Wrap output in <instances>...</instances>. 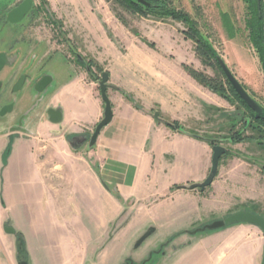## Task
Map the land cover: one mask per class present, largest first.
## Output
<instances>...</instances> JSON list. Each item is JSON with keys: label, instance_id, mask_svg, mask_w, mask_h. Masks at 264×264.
Wrapping results in <instances>:
<instances>
[{"label": "crops", "instance_id": "crops-1", "mask_svg": "<svg viewBox=\"0 0 264 264\" xmlns=\"http://www.w3.org/2000/svg\"><path fill=\"white\" fill-rule=\"evenodd\" d=\"M103 32L89 29L94 41L87 44L67 38L78 55L56 43L0 50L9 59L5 76L24 65L30 85L44 81L34 107L10 115L30 133L0 131V264L21 263L20 238L28 264H263L257 226L189 233L231 213L223 206L211 215L212 205L259 197L256 185L242 189L257 180L224 173L223 159L210 187L189 189L209 176L207 139L223 132L229 114L228 102L185 69L198 71L192 47L151 49L127 31L128 40L115 43ZM104 72L113 119L89 149L104 118ZM122 205H131V215L108 240ZM149 228L153 235L137 246Z\"/></svg>", "mask_w": 264, "mask_h": 264}, {"label": "rangeland", "instance_id": "rangeland-1", "mask_svg": "<svg viewBox=\"0 0 264 264\" xmlns=\"http://www.w3.org/2000/svg\"><path fill=\"white\" fill-rule=\"evenodd\" d=\"M23 1L25 0H0V50L4 43L7 44V48L18 45L26 47L28 44L32 47H44L45 44L56 43L57 47L64 46L71 50V46L75 47L76 43L81 45L94 41V37L89 36L88 31L95 27H101L109 40L115 43L119 40L127 41V38L122 37V33L127 31L132 35V40L146 44L151 49H156L157 43L164 46L178 44L181 49L189 50L192 47L198 71L190 66H184L187 72L196 80L191 71L202 73L212 81H217L231 99L224 98L229 104L228 126L221 133L217 130L218 133L208 139L216 140V144L228 150L222 157L224 173L227 170L237 171L239 176L244 173L245 176L257 180L253 182L254 187L243 182L242 189L244 192L255 191L256 185L259 194L254 202L244 200L243 203L238 202V205H212L211 215L219 213L217 211L223 210V206H228L231 213L220 215L218 219L208 224L225 219L241 210H252L264 216V123L254 122L251 112L234 97L212 55L205 56L199 53L198 43L191 39L188 27L183 22L160 15V8L159 10L155 8L156 5H166L169 9L188 14L196 22V28L209 38L214 51L225 60L239 82L264 108V51L262 52L252 42L253 34L249 28L251 6L247 0H151L153 9L147 14L128 10L119 0H43L45 3L42 0H34L31 12L21 22L15 24L7 22L10 8ZM262 1L264 5V0ZM77 14L82 16L76 19ZM100 32L102 33V30ZM67 38L71 39L74 45ZM34 94L29 87H24L11 96L15 104L11 115L33 108ZM15 124L16 120L10 115L0 118V131L8 133L9 127ZM239 134L248 140L237 142ZM9 149L7 148L5 152L7 156L10 154ZM238 190H241L240 187ZM122 206L124 210L113 224L108 240L127 223L131 215V205ZM212 232L215 231L197 234ZM147 233L148 239L153 235L154 229L149 228L144 235ZM147 263L148 261L142 264Z\"/></svg>", "mask_w": 264, "mask_h": 264}, {"label": "water", "instance_id": "water-1", "mask_svg": "<svg viewBox=\"0 0 264 264\" xmlns=\"http://www.w3.org/2000/svg\"><path fill=\"white\" fill-rule=\"evenodd\" d=\"M135 1L139 4H141L142 6L146 7V8L152 7V4L147 2L146 0H135ZM33 4H34V0L23 1L19 6H17L11 12L8 13L7 22L14 23V24L21 22L31 12V10L33 8ZM215 57H216L217 63L219 65L220 69L222 70L226 80L231 85V87L234 89V91L239 96V98L255 114V119L259 120L262 117H264V108L255 100V98L253 96H251L249 94V92L245 89V87L239 82V80L235 77L233 72L230 70V68L227 65V63L225 62V60L219 54H216ZM8 63H9V59H8L7 55L0 53V73L8 65ZM23 81H24V77H22V79H21V81H20V83H19V85L15 91H19L22 89ZM49 81H50V79H49ZM108 82H109V75L107 72H104L101 75V79L99 81V87H100L102 99H103L104 104H105L104 118L97 125L93 135L90 138L89 149H92L95 147L101 131L103 130V128H105L107 125H109L113 119L112 105H111V102H110L108 94H107V91L109 89ZM42 83H44V81ZM42 83H40L36 87V90L38 92H41L40 88L43 85ZM0 90H1V82H0ZM14 106H15L14 103H12L10 105L3 107L0 110V117H5L7 115L12 114L14 111ZM154 117L156 119L160 120L159 113H157V112L154 113ZM9 132L10 133L22 132L25 134L30 133V131L23 126V119H22V121L19 122V124L17 126L12 127L9 130ZM207 141L213 145L212 168H211L210 174L204 182L191 185L189 187L190 190L200 189L202 192H204L208 187H210L218 175L219 165H220V161H221L222 157L224 155H226V153L228 152V150L225 147L216 144V142H217L216 140L207 139ZM235 224L254 225V226H257L258 228H260L262 230V232L264 233V216L257 214V213H254L253 211H250V210L238 211L236 213L229 215L225 219L216 220L210 224H207L203 228H198V229H196L192 232H189V233L190 234H197L199 232L217 231V230H220V229H223V228L235 225ZM6 231L8 233L14 232L13 229H11V228H7ZM148 236H149V233L144 235L140 239V241L138 242V246H140L147 239ZM20 264H28V263L26 261H23ZM129 264H135V263L130 262ZM263 264H264V260H263Z\"/></svg>", "mask_w": 264, "mask_h": 264}, {"label": "trees", "instance_id": "trees-1", "mask_svg": "<svg viewBox=\"0 0 264 264\" xmlns=\"http://www.w3.org/2000/svg\"><path fill=\"white\" fill-rule=\"evenodd\" d=\"M43 1V0H42ZM149 3H152L151 0H146ZM250 3V10H251V20L249 22V28L252 31V42L257 48H260L262 52L264 51V5L263 1L260 0L261 5L259 7L258 0H247ZM121 5H124L128 10H132L134 12L147 14L153 9V6L150 8H146L141 4L137 3L135 0H119ZM45 3V1H43ZM158 10L160 8V15L168 18H172L175 21L183 22L189 29V35L192 40L198 43V50L199 53L205 56L212 55V57L216 60L215 55L217 54L213 46L209 43V38L205 37L197 28L196 22L186 13L179 12L175 9H169L166 5H156ZM217 62V60H216ZM218 64V63H217ZM191 73L197 78V80L204 85L205 87L209 88L212 92L219 94L223 98L227 100H231L230 97L226 94V90L222 87L221 84H218L217 81H212L202 73H198L196 71H191ZM228 83V81H227ZM229 84V83H228ZM231 92L233 93L234 97L242 103L252 114L254 118V122L257 123H264V117L259 120L255 119V114L250 110V108L239 98L236 94L234 89L231 87ZM169 127L174 129H179L177 123H167ZM248 140L247 137H242L241 134L237 135V142L246 141ZM227 154V153H226ZM18 258L21 262L28 259L25 243L22 238L19 239V249H18Z\"/></svg>", "mask_w": 264, "mask_h": 264}, {"label": "flooded vegetation", "instance_id": "flooded-vegetation-1", "mask_svg": "<svg viewBox=\"0 0 264 264\" xmlns=\"http://www.w3.org/2000/svg\"><path fill=\"white\" fill-rule=\"evenodd\" d=\"M258 5L260 7V5H261L260 0H258ZM63 36H64V38H66L65 35H63ZM5 46H6V48H5ZM28 46H29V44H28ZM71 47H72V49H71L72 52L75 55H78V52H77L76 48L73 47V46H71ZM9 48L10 47L7 48V44H5V43L3 44V48L2 49H7L8 50ZM0 53L3 54V52H0ZM32 58L33 57L30 56L29 59H32ZM6 67L0 73V82H1L0 110L3 107L12 104L13 102L11 100V96H13L15 93H18L19 91L23 90L24 87H29L34 93L37 92L35 85L34 84L30 85L31 83H30L29 75L26 74V73H20V71H24L25 70L26 67L24 65L18 66L16 72L12 71V73L9 76H5ZM22 77H24L22 89L19 90V91H15L16 88L18 87ZM14 108H15V106H14ZM0 118H6V116L5 117H0ZM18 123H19V121H18ZM18 123L16 125H14V127L17 126Z\"/></svg>", "mask_w": 264, "mask_h": 264}]
</instances>
